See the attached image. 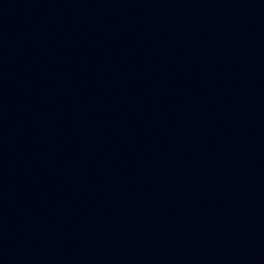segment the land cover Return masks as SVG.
<instances>
[{"label":"water","instance_id":"95a60500","mask_svg":"<svg viewBox=\"0 0 264 264\" xmlns=\"http://www.w3.org/2000/svg\"><path fill=\"white\" fill-rule=\"evenodd\" d=\"M0 264H264V0H0Z\"/></svg>","mask_w":264,"mask_h":264}]
</instances>
